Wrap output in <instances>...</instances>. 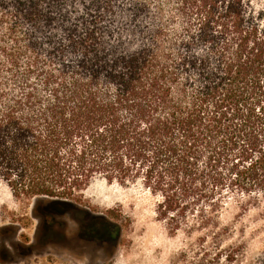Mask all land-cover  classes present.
Masks as SVG:
<instances>
[{
	"label": "trees",
	"instance_id": "16d2710c",
	"mask_svg": "<svg viewBox=\"0 0 264 264\" xmlns=\"http://www.w3.org/2000/svg\"><path fill=\"white\" fill-rule=\"evenodd\" d=\"M251 6L0 0V184L72 209L96 179L140 183L172 232L203 233L185 264H239L220 213L227 196L264 199V15Z\"/></svg>",
	"mask_w": 264,
	"mask_h": 264
},
{
	"label": "rangeland",
	"instance_id": "374dc122",
	"mask_svg": "<svg viewBox=\"0 0 264 264\" xmlns=\"http://www.w3.org/2000/svg\"><path fill=\"white\" fill-rule=\"evenodd\" d=\"M251 1L252 16L264 15V0ZM227 197L220 223L233 233L224 243L239 248V264H260L264 199L245 205L247 197ZM161 201L140 183L96 179L81 204L66 209L46 199H17L0 184V264H185L181 253L203 233L172 232L160 217ZM108 211L113 220L105 218Z\"/></svg>",
	"mask_w": 264,
	"mask_h": 264
}]
</instances>
